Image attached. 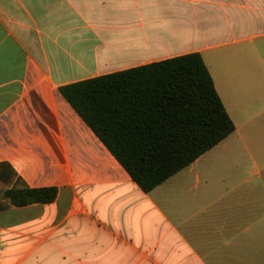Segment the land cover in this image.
Segmentation results:
<instances>
[{
    "label": "crops",
    "instance_id": "crops-1",
    "mask_svg": "<svg viewBox=\"0 0 264 264\" xmlns=\"http://www.w3.org/2000/svg\"><path fill=\"white\" fill-rule=\"evenodd\" d=\"M258 40L264 0H0V160L58 187L0 210V264H264ZM190 52L235 129L144 192L59 87Z\"/></svg>",
    "mask_w": 264,
    "mask_h": 264
},
{
    "label": "trees",
    "instance_id": "trees-1",
    "mask_svg": "<svg viewBox=\"0 0 264 264\" xmlns=\"http://www.w3.org/2000/svg\"><path fill=\"white\" fill-rule=\"evenodd\" d=\"M75 112L149 192L231 134L235 125L199 52L59 87ZM0 210L54 201L56 186H29L0 160Z\"/></svg>",
    "mask_w": 264,
    "mask_h": 264
},
{
    "label": "rangeland",
    "instance_id": "rangeland-1",
    "mask_svg": "<svg viewBox=\"0 0 264 264\" xmlns=\"http://www.w3.org/2000/svg\"><path fill=\"white\" fill-rule=\"evenodd\" d=\"M262 40H263V39H262ZM262 40L255 41V42L252 43V45H257V46L264 45V43H263ZM257 46H256V47H257ZM228 49H229V47L226 46V47H223V48L217 49L216 51H218L219 53L221 52V54H227ZM224 57H225V56H224ZM222 60H223V59H222ZM224 61H225V62H224L225 65H227V64L229 63V59H228V57H225ZM206 62L208 63L209 66H212V63L209 61L208 57H206ZM221 62H222V61H221ZM234 62H236V59H233V62H232V63H234ZM0 157H3V155H0ZM11 165H12V164H11ZM15 165H19V163H15ZM13 168H14V167H13ZM8 185H9V184H5V183H3V182L0 181V189H3V188H5V187H7Z\"/></svg>",
    "mask_w": 264,
    "mask_h": 264
}]
</instances>
